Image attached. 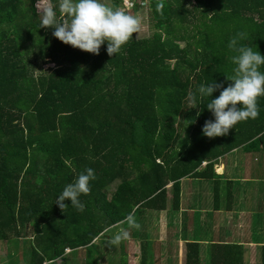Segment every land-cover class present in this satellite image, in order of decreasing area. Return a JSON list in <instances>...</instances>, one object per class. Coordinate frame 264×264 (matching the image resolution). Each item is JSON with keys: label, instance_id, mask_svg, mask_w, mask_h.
<instances>
[{"label": "trees", "instance_id": "16d2710c", "mask_svg": "<svg viewBox=\"0 0 264 264\" xmlns=\"http://www.w3.org/2000/svg\"><path fill=\"white\" fill-rule=\"evenodd\" d=\"M146 1L131 12L146 10L151 34L110 57L106 43L93 55L40 28L37 0H0V241L20 240L25 264H76L78 249L81 264H97L95 239L129 228L130 213L165 209L169 183L176 209L182 178L214 177L224 154L264 145V97L256 119L209 139L202 128L215 118L197 91L231 83L228 45L238 33L264 56V0ZM50 2L58 22L66 19L59 0ZM87 168L96 179L80 197L84 211L68 200L62 211L57 197ZM187 248L186 264H197V245Z\"/></svg>", "mask_w": 264, "mask_h": 264}, {"label": "crops", "instance_id": "0c3cea01", "mask_svg": "<svg viewBox=\"0 0 264 264\" xmlns=\"http://www.w3.org/2000/svg\"><path fill=\"white\" fill-rule=\"evenodd\" d=\"M206 165L203 161L198 170ZM212 168L214 177H184L180 180L176 209L171 206L169 190L172 183H169L165 209H146L134 215L140 224L139 230L120 224L112 226L115 232L125 229L129 232L128 238L141 242L138 263L135 253H132V260L127 259L126 239L113 245L120 250V264L130 261L134 264H186L189 243L197 245V264H209L210 261L214 264H261L264 246V145L253 149L244 146L234 148L218 158ZM150 213L157 214L156 224L149 219ZM151 226L159 230V238L152 241V245L149 239ZM98 239L93 242L97 249ZM70 255L84 262L85 249H78L77 254ZM108 259L110 264L119 262L115 257Z\"/></svg>", "mask_w": 264, "mask_h": 264}, {"label": "clouds", "instance_id": "9594fccd", "mask_svg": "<svg viewBox=\"0 0 264 264\" xmlns=\"http://www.w3.org/2000/svg\"><path fill=\"white\" fill-rule=\"evenodd\" d=\"M35 7L40 15V28L53 29L54 37L63 44L93 55H99L105 43L110 57L123 54L124 47L142 27L141 17L121 7L110 6L103 0H59V13L66 18L62 22H58L57 8L50 0H37ZM245 38L244 33H238L228 45L236 53L232 57L236 65L234 74L231 78L227 77L231 83L225 88L223 84L213 81L206 86L201 85L197 90L201 100L208 99L207 110L215 118L214 121H205L202 128V134L209 139L227 136L239 122L256 119L259 115L258 98L264 97V72L260 71L264 66V56L251 47L240 45L239 41ZM220 89L219 96L210 99ZM196 100V94L189 93L190 104L195 106ZM95 179L94 170L87 168L73 183L65 186L55 204L65 212L69 207L65 203L68 200L71 207L84 211L85 205L80 197L91 194L90 182ZM123 222L130 228L140 229V224L131 213ZM128 237L129 232L121 229L109 243L116 245Z\"/></svg>", "mask_w": 264, "mask_h": 264}, {"label": "rangeland", "instance_id": "374dc122", "mask_svg": "<svg viewBox=\"0 0 264 264\" xmlns=\"http://www.w3.org/2000/svg\"><path fill=\"white\" fill-rule=\"evenodd\" d=\"M103 2L109 4L110 6H116V7H121L123 8L126 12L132 14V15H136L142 18V27L141 30L134 34L138 39L141 38H145L146 36H149L151 34V21H150V17L148 15V13L146 12V10L141 11L140 13H133L131 12L132 7L129 6V1L126 0L124 1V4L122 3V1L120 0V4H118L117 0H103ZM147 3V1H144ZM143 2V4H144ZM135 3H139V1H135ZM146 6L145 4L143 5V7ZM52 64L48 65L47 67H51ZM46 67H44L45 69ZM37 73V72H36ZM35 73V74H36ZM116 182L111 186V188L113 189L115 186ZM215 191V189H213V192ZM218 191V190H217ZM216 191V192H217ZM149 219H152L153 224H156L157 221V214L156 213H150L149 215ZM155 227V226H154ZM159 227V226H158ZM109 231L106 232L98 239V243H99V257L97 256V264H110V257H115L116 261H120L119 257H120V250H117L118 247L113 248V245L109 243L110 239L113 238L117 233H119V231L115 232L114 229L115 227H110L108 228ZM151 234L149 236L150 239V244L152 245V241L156 240L157 238H159V230H157L158 228H153L151 226ZM31 233V232H29ZM125 242V241H124ZM127 245V249H126V253H127V259L128 260H132V253H135L137 259L136 262L138 263V254H139V249L141 246V242L140 241H136L130 238L126 239V243ZM23 244H21V241L18 240L16 243H14L13 241L9 242L7 244V242L4 241H0V264H12L9 261H16V264H23L25 261H23V259L21 258V253H22V246ZM129 247L131 250L129 249ZM153 247V246H152ZM69 250L65 253H68ZM115 252V253H113ZM12 258V259H11ZM77 259V258H75ZM73 261V260H72ZM83 262V260H78V264H81ZM77 264V261H76ZM128 264H134L133 262H129Z\"/></svg>", "mask_w": 264, "mask_h": 264}, {"label": "built area", "instance_id": "2783aa9c", "mask_svg": "<svg viewBox=\"0 0 264 264\" xmlns=\"http://www.w3.org/2000/svg\"><path fill=\"white\" fill-rule=\"evenodd\" d=\"M121 1L124 4V1H126V0H121ZM128 1H129V6L130 7H133L134 4H135V1H137V2L139 1V3H142L143 4V2L146 1V0H128ZM67 251H68V249L65 250V252H67ZM41 264H48V262H43Z\"/></svg>", "mask_w": 264, "mask_h": 264}]
</instances>
